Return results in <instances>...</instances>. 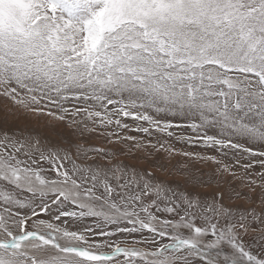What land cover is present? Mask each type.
Returning <instances> with one entry per match:
<instances>
[{
	"label": "snow or ice",
	"instance_id": "obj_1",
	"mask_svg": "<svg viewBox=\"0 0 264 264\" xmlns=\"http://www.w3.org/2000/svg\"><path fill=\"white\" fill-rule=\"evenodd\" d=\"M0 264H264V0H0Z\"/></svg>",
	"mask_w": 264,
	"mask_h": 264
},
{
	"label": "rangeland",
	"instance_id": "obj_2",
	"mask_svg": "<svg viewBox=\"0 0 264 264\" xmlns=\"http://www.w3.org/2000/svg\"><path fill=\"white\" fill-rule=\"evenodd\" d=\"M179 146V145H178Z\"/></svg>",
	"mask_w": 264,
	"mask_h": 264
}]
</instances>
